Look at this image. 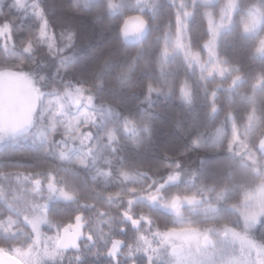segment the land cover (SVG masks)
I'll return each mask as SVG.
<instances>
[{
    "label": "snow or ice",
    "instance_id": "6c2138e0",
    "mask_svg": "<svg viewBox=\"0 0 264 264\" xmlns=\"http://www.w3.org/2000/svg\"><path fill=\"white\" fill-rule=\"evenodd\" d=\"M79 3L80 0H61L59 4H50V10L55 11L59 8L78 16L88 17L92 24L100 28L102 34H107L115 27L121 47L116 51H110L98 68L79 55L81 49L75 43V29L62 28L60 38L57 39L56 32L50 27L44 0H0V41L11 40L14 31L24 30L22 26L25 22H28V32L31 35V25L35 24L37 26L35 38L45 44L49 54L57 61L53 76L54 79L59 78L61 81L60 87L53 85L48 88L44 87L43 83L36 85L35 81L30 82L31 100L24 110L21 121L12 126L11 130L7 127L0 129V141L10 133H27L34 129L37 141L44 145L43 154H50L58 161H64L69 159L70 153L76 151L81 155L75 162L86 167L87 157L94 149L92 130L104 123L106 111L104 102L101 100L97 104L103 81L106 75L109 83L115 79L111 73L129 78L130 74L131 77H135L149 69V61L143 56V41L155 25L161 8H164L166 23L162 34L155 37L159 41V47L154 63L162 78L168 67L169 57L176 54L182 56L189 70L197 68L201 80L211 78L213 75L223 78L225 73L231 70L232 66L218 54V41L221 31L229 27L237 17L240 8L237 0H224L218 8L205 7L200 10L208 32V37L200 44L206 51V57L199 48L192 46L188 31L189 21L197 14L198 0H168L170 8H165L162 3L158 5L157 0H84L83 7H79ZM203 3L210 4L211 0H203ZM169 12L171 15H168ZM17 21L20 22L19 25ZM239 23L241 30L247 34L256 29L257 18L254 15L245 18L240 14ZM129 47L136 48L135 55L130 58L125 56ZM254 51L258 55H264V36L257 41ZM25 52L29 54L32 52L31 42L25 48ZM63 74H67L69 78L64 80ZM72 76L76 79L73 80ZM39 79L43 82L47 77L42 75ZM240 79V75L233 76L229 87H234ZM262 83L264 74L257 76L253 88ZM143 87L146 99L153 94L165 92L152 82L150 76L144 81ZM165 94H171V89H167ZM216 95L215 91L210 95L209 115L218 110V105L215 104ZM178 98L189 104L192 102V86L187 77L180 79ZM107 111L111 115V110ZM225 115L231 129L227 151L251 160L254 164L257 163L259 157L255 148H259L260 154H264V138L259 139L254 146L249 145L246 137L241 138L245 126L259 119L255 106L245 114L244 124L236 120L235 113L231 110ZM136 130L137 126L132 120L124 119L119 130L114 125H106L102 138L107 140L108 146L114 151L119 141V131L132 135ZM224 135L223 127L216 128L212 142L218 143ZM202 143L203 135L200 134L192 139L190 146L201 147ZM235 145H240V148H235ZM185 151L182 150V154ZM200 162L204 163L203 158ZM165 166L170 168L169 174L155 191L145 195V199L150 204H159L169 210L179 222H182L181 210L184 205L193 207L201 202V198L196 192H174L165 199L162 190L178 184L184 178L183 164L178 159L166 160ZM54 167L50 166L47 170L37 172L17 170L0 173L5 179L10 177L15 180L22 189L27 182V191L32 195L40 196L45 190L47 194L45 201L26 198V208H30V212L15 209L19 219L28 226L31 243L26 248L0 247V264H46V261L55 264L56 258L62 257L63 252L69 247L78 249L79 238L84 235L83 225L86 223L84 214L77 212L68 221L53 222L48 213V200L53 196L66 202L74 201L77 197L76 192L58 182ZM195 176L196 173L193 172L188 178L194 182ZM13 193L12 199H16L15 187ZM219 198L220 193H217V199ZM8 206L13 208L10 202ZM233 207L239 212L242 220V223L238 221L235 226L221 225L218 228L203 230L193 227L190 223L179 229L175 227L160 229L157 226L153 235L159 238L160 243L152 248V252L159 254L160 248L169 245L171 255L176 257L174 264H264V186L259 187L255 193L246 191L242 206ZM207 209L209 212L216 210L211 204L207 205ZM121 220L123 225L137 229L141 224L151 227L153 223L150 216L136 217L123 210ZM17 222V217L9 215L5 220H0V230L14 234L16 231L14 225ZM44 225L55 228V233L49 235L43 232ZM88 239H93L91 234H88ZM140 239L146 238L141 235ZM120 243L122 242L114 240L109 254H114L116 246ZM148 247H152L150 242ZM209 248L212 249L211 252L208 251ZM141 250L146 252V249H137ZM236 251L239 255L233 254ZM147 255V264H152L153 255Z\"/></svg>",
    "mask_w": 264,
    "mask_h": 264
},
{
    "label": "trees",
    "instance_id": "16d2710c",
    "mask_svg": "<svg viewBox=\"0 0 264 264\" xmlns=\"http://www.w3.org/2000/svg\"><path fill=\"white\" fill-rule=\"evenodd\" d=\"M245 0H237L242 5ZM61 0H44L45 11L48 12V21L51 29L56 32L57 39L60 38L61 29H75L76 46L90 64L97 68L103 64L110 51H116L121 47L120 38L116 34L115 27L107 34H102L98 26L91 23L88 17L78 16L67 10H50V4H59ZM158 5L163 4L170 8L168 0H157ZM224 0H216L214 3L205 5L197 4V14L189 21L188 31L191 36V44L199 48L203 54L204 49L200 47L201 41L208 37L206 22L200 15V10L205 7L218 8ZM79 7L84 6V0H80ZM135 15V13H133ZM168 15H171L169 12ZM166 23L164 8L160 9L155 25L150 29L149 36L143 41V56L149 61V69L135 77H116L109 83L107 75L103 86L98 94L97 104L103 100L105 108L114 111L118 120L130 119L137 124L138 130L134 135L124 138L119 131V141L113 151L109 146L105 148L95 166L81 168L68 162H59L40 150L32 148L29 142L20 140L21 143L8 144L0 148V173L10 171L37 172L47 170L55 166L54 170L58 182L68 189L78 190L81 194L82 203L93 204H132L139 197L145 198L148 192L155 191L160 183L170 172L165 166L166 160L182 162L184 175L197 173L203 161L210 158H223V149L228 141L231 131L229 121L225 115L229 110L235 113L236 120L241 124L244 120L245 101H240L233 91L227 87L229 78L217 80V78L197 79V84L192 86V102L181 101L171 91V94H153L145 98L144 81L150 76L152 82L163 89L161 78L151 64L149 52L154 44L159 42L155 39L162 34ZM20 22L17 21V25ZM15 27V26H14ZM24 30L14 31L12 34L10 49H4L0 41V68H7L26 74L35 79L40 85L48 88L53 85L60 87L61 81L53 76L57 61L45 44L37 40L35 24L31 25L32 32L29 35L28 22L22 26ZM264 28V19L262 22ZM257 37L253 38L243 34L237 25L231 26L218 42L220 57L226 59L231 65L234 75H240L242 80L253 79L264 67V58L255 55L254 49ZM29 42L32 52H25ZM136 53L135 47H129L125 56L130 58ZM44 75L47 79L43 82L40 77ZM67 74L63 79L67 80ZM75 80L76 77L72 76ZM219 85V87H217ZM215 91V104L218 110L209 115L211 107L210 95ZM259 122L252 132V141L263 135L261 127L264 125V106L259 114ZM218 127H223L225 135L221 138L219 145L212 147H191L192 139L200 134L213 135ZM182 150H186L182 154ZM222 166L220 165L213 179L216 183L222 182ZM125 174L127 179H125ZM8 182L0 175V183ZM12 188L21 190L15 180H10ZM212 182V181H209ZM28 187L27 182L23 190ZM182 183L168 186L163 189V196L168 197L174 192H180ZM4 190V188L2 189ZM22 190V191H23ZM2 192V191H0ZM233 197V198H232ZM235 193L231 201L235 200ZM0 197V220H5L12 212L4 208ZM110 200V202H109ZM131 200V203H130ZM61 204V201L58 202ZM73 204L74 201L66 202ZM143 203V202H139ZM13 244L12 233L0 230V247L10 249Z\"/></svg>",
    "mask_w": 264,
    "mask_h": 264
},
{
    "label": "rangeland",
    "instance_id": "374dc122",
    "mask_svg": "<svg viewBox=\"0 0 264 264\" xmlns=\"http://www.w3.org/2000/svg\"><path fill=\"white\" fill-rule=\"evenodd\" d=\"M216 0H211V3H214ZM198 4H204L203 0H198ZM209 5V4H205ZM238 9V14L234 22L227 28L223 29L220 34V38L226 33V31L234 25H237L241 28L239 23V15L242 14L245 18H249L254 15L257 18L256 29L247 33L253 38H258L257 41L264 36V28L262 27V22L264 19V0H245ZM242 31V30H241ZM243 32V31H242ZM243 34H245L243 32ZM219 38V40H220ZM219 42V41H218ZM2 47L4 49H10L11 41L7 42L1 41ZM159 47V42L154 44V47L149 52V57L151 64L155 71L157 72L158 78H161L163 89H171L172 93L178 97V88L180 79L182 77H187L188 81H192L193 84H197V79H200V73L196 67H193L191 70L188 69L184 60L180 54L170 56L168 60V67L164 73L163 78L160 76V73L155 68V56ZM255 53V51H254ZM219 54V52H218ZM206 57V51L204 49L203 54ZM255 55L259 58H264V55ZM220 56V55H219ZM211 62V61H210ZM264 74V67L260 69L257 75L253 79L249 80H238L234 87H229L234 71L231 70L228 73H225L224 77L213 75V78L217 80L229 78L227 87L229 90L233 91L235 96L239 98L240 101H245L247 104L243 109L244 114L248 113L249 110L255 106L256 114L259 117L262 106H264V83L260 84L258 87L253 88V83L256 80L258 75ZM211 77V78H212ZM210 79V78H206ZM35 81V84L38 85L37 81L31 76H28L23 73H19L12 69L0 68V129L5 127L11 130L12 126L18 124L23 116L26 106L30 103L31 100V83ZM181 100V99H180ZM183 101V100H181ZM184 102V101H183ZM104 123L93 129L94 139L92 143L94 144V149L89 157H87V166H80L75 161L81 155L79 152L73 151L70 153V157L67 160L59 162H68L72 163L75 166L81 168H89L96 165V162L99 160L101 154L108 147L107 140L102 138V133L105 130L106 125H114L118 130L120 129L121 122L123 120H118L113 110H111V115L107 111L109 108H105ZM244 120L241 124H244ZM134 122V121H133ZM259 120H253L249 125L245 126L244 130L241 132V138L245 137L248 140L250 146H254L258 143L259 139L264 138V125L261 127L263 135L259 136L255 142H253L252 137L254 129L256 128ZM137 126L139 122H134ZM139 127H137L138 130ZM136 130V131H137ZM122 136L126 138V135L123 131H120ZM230 134V133H229ZM134 135V134H132ZM212 136L209 133L203 134V143L202 147H212L214 145H219L218 143L212 142ZM229 137V135H228ZM120 139V138H119ZM20 140L29 142L32 148L38 149L43 153L44 145L37 141L35 130H31L27 133L18 132L15 134H9L0 141V148L8 144L21 143ZM228 140V138H227ZM228 141L225 143L223 149V158H210L204 161L203 164L199 166V170L196 173L194 182L188 177L191 176V173L184 175V178L180 180L179 183H182V188L179 193H192L196 192L201 198V202L193 207L188 206L187 204L181 210V219L182 222H179L176 217L167 209L161 207L159 204H155L159 209H162L166 214L168 213L171 218L168 220V226L162 225L161 229L166 227H175L177 229L188 226L190 223L193 227H199L201 230L206 228H218L221 225H232L235 226L238 221L242 223L239 212L233 206L240 207L243 204L244 194L246 191H255L264 186V154H260L259 148H255V151L259 157L257 163H253L251 160L244 159L240 155H233L227 151ZM235 148L239 149L240 145H235ZM242 150V149H241ZM53 158L52 155H48ZM55 159V158H53ZM57 160V159H56ZM58 161V160H57ZM222 166V182L216 183L213 179V174L216 173L219 166ZM8 182L0 183V197H2V203H4V208L13 214L17 213L16 207L26 205V198L30 197L32 200L45 201L47 199L46 191L40 196L32 195L27 191V188L23 190H15L16 199H12L14 193L12 188L13 184H10V177L7 178ZM212 181V182H209ZM178 183V184H179ZM17 186H20L17 182ZM26 185V182L25 184ZM177 185V184H176ZM174 186V185H171ZM21 187V186H20ZM24 187V186H23ZM4 188V190H2ZM201 189H203L201 191ZM23 190V191H22ZM217 193H220V198L217 199ZM235 193V200L231 201V196ZM206 194V195H205ZM169 197V196H168ZM165 197L164 198H168ZM233 198V197H232ZM54 200L60 202L61 199L54 196ZM145 198L139 197L133 201L131 205L140 204L139 202H144ZM13 204V208L8 206V203ZM56 202V203H58ZM110 202V200H109ZM49 203V200H48ZM148 203V202H146ZM214 205L215 211L209 212L207 205ZM250 206V205H249ZM20 209V208H18ZM24 211L23 209H20ZM18 214V213H17ZM170 222V223H169ZM148 228L143 229V234L146 233L145 240L138 239L134 247L127 249V252L133 254H140L144 256L145 264L148 261V255H153L152 263L160 260L162 264H174L176 259L175 256L171 255V247L165 245L159 249V254L153 253L152 248L157 247L160 243V240L157 236L153 235V232L147 233ZM13 236V233H12ZM148 242L151 243L152 247H148ZM20 246L24 248L25 244ZM13 246H11L12 248ZM239 245H236L238 249ZM10 248V249H11ZM146 249L137 251V249ZM193 251H195L193 249ZM209 252L212 251L211 248L208 249ZM234 255H239L238 251L233 253ZM159 258V259H158Z\"/></svg>",
    "mask_w": 264,
    "mask_h": 264
},
{
    "label": "flooded vegetation",
    "instance_id": "af4514ba",
    "mask_svg": "<svg viewBox=\"0 0 264 264\" xmlns=\"http://www.w3.org/2000/svg\"><path fill=\"white\" fill-rule=\"evenodd\" d=\"M74 192L77 193V197L73 204H67L63 199H61V204L56 203L58 201L53 199L54 196L48 203V213L53 222L68 221L77 212H82L86 220L83 225L84 235L79 238L78 249L69 247L63 252L62 257L56 258L55 264H145L144 256L131 254L127 252V249L134 247L141 235L146 236V233L143 234L144 227L148 228V230L145 229L147 233L154 232L157 226L160 229L162 225L168 226L171 216L156 205L150 204L147 199L143 203L134 205L82 203L81 194L78 190H74ZM16 208L31 211L30 208H26V205ZM122 210L129 211L136 217L150 216L153 220L152 226L141 224L137 229L123 225ZM12 216L18 219L14 225L16 231L13 234L12 246L21 247L20 244H25L24 248H26L31 243L28 226L22 219H19L17 213ZM122 228L126 230H122ZM42 230L49 235H53L56 231L55 228L48 225H44ZM88 234H91L93 239H88ZM114 240H119L122 243L116 246L114 254H109ZM46 264H52V262L46 261ZM152 264L162 263L159 260Z\"/></svg>",
    "mask_w": 264,
    "mask_h": 264
},
{
    "label": "water",
    "instance_id": "95a60500",
    "mask_svg": "<svg viewBox=\"0 0 264 264\" xmlns=\"http://www.w3.org/2000/svg\"><path fill=\"white\" fill-rule=\"evenodd\" d=\"M149 36V33H148V35H147V37ZM147 37L144 39V41L147 39ZM120 38V37H119Z\"/></svg>",
    "mask_w": 264,
    "mask_h": 264
}]
</instances>
